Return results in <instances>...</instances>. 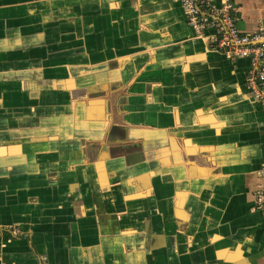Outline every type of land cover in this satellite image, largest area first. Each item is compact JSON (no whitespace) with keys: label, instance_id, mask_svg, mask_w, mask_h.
Masks as SVG:
<instances>
[{"label":"crops","instance_id":"1","mask_svg":"<svg viewBox=\"0 0 264 264\" xmlns=\"http://www.w3.org/2000/svg\"><path fill=\"white\" fill-rule=\"evenodd\" d=\"M248 69L180 0H0V264H264Z\"/></svg>","mask_w":264,"mask_h":264},{"label":"built area","instance_id":"2","mask_svg":"<svg viewBox=\"0 0 264 264\" xmlns=\"http://www.w3.org/2000/svg\"><path fill=\"white\" fill-rule=\"evenodd\" d=\"M180 1L188 24L197 36L230 60L248 61L245 83L249 97L264 109V27L252 33L241 32L234 0ZM261 172L264 176V164ZM255 204L258 209L264 208L263 188L255 194Z\"/></svg>","mask_w":264,"mask_h":264}]
</instances>
